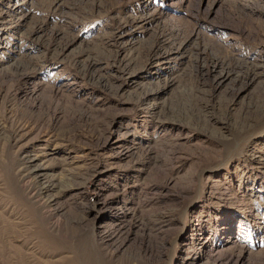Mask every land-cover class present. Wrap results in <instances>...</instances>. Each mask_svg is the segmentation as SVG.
Segmentation results:
<instances>
[{
    "label": "rangeland",
    "instance_id": "1",
    "mask_svg": "<svg viewBox=\"0 0 264 264\" xmlns=\"http://www.w3.org/2000/svg\"><path fill=\"white\" fill-rule=\"evenodd\" d=\"M0 264H264V0H0Z\"/></svg>",
    "mask_w": 264,
    "mask_h": 264
},
{
    "label": "bare ground",
    "instance_id": "2",
    "mask_svg": "<svg viewBox=\"0 0 264 264\" xmlns=\"http://www.w3.org/2000/svg\"><path fill=\"white\" fill-rule=\"evenodd\" d=\"M261 73H263V70H260L258 72V74H261ZM39 161H40V154L39 153L38 154L37 153L36 154L34 153L33 156H32V158H31V164H32V170H33V172H35L37 174L40 173L41 168H42L41 167V163H39Z\"/></svg>",
    "mask_w": 264,
    "mask_h": 264
}]
</instances>
